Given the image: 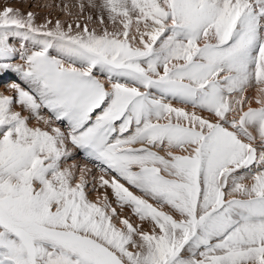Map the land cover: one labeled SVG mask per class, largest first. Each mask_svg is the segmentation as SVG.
<instances>
[{"label":"snow or ice","instance_id":"snow-or-ice-1","mask_svg":"<svg viewBox=\"0 0 264 264\" xmlns=\"http://www.w3.org/2000/svg\"><path fill=\"white\" fill-rule=\"evenodd\" d=\"M87 7L0 10V264H264V0Z\"/></svg>","mask_w":264,"mask_h":264},{"label":"rangeland","instance_id":"rangeland-1","mask_svg":"<svg viewBox=\"0 0 264 264\" xmlns=\"http://www.w3.org/2000/svg\"><path fill=\"white\" fill-rule=\"evenodd\" d=\"M90 0H0V8L11 6L14 9H18L24 13L32 11L37 13L41 18L40 22H43V18L47 17L52 19L53 22L59 19L62 22H74L77 18L83 24L86 21L87 15H93L95 25L90 24L89 26L99 27L98 16L100 9H90L87 7ZM97 4L101 3L102 0H95ZM84 3L86 5L85 13L80 14L79 4ZM51 5V7H47ZM68 7L65 8L64 6Z\"/></svg>","mask_w":264,"mask_h":264},{"label":"bare ground","instance_id":"bare-ground-1","mask_svg":"<svg viewBox=\"0 0 264 264\" xmlns=\"http://www.w3.org/2000/svg\"><path fill=\"white\" fill-rule=\"evenodd\" d=\"M0 10H2V8H0ZM4 89H0V91H3ZM95 197H93V199H94Z\"/></svg>","mask_w":264,"mask_h":264}]
</instances>
